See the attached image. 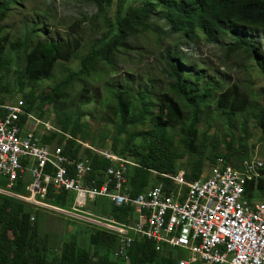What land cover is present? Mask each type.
<instances>
[{
	"label": "trees",
	"instance_id": "1",
	"mask_svg": "<svg viewBox=\"0 0 264 264\" xmlns=\"http://www.w3.org/2000/svg\"><path fill=\"white\" fill-rule=\"evenodd\" d=\"M81 1L95 5L97 12L92 16L93 20L104 22L107 31L99 38L45 40L38 36L41 32L38 27L44 21L37 20L24 38L11 42L6 36L0 39V102L10 101L16 92L12 83L16 82L28 111L46 120H49V107L55 112L52 123L60 131L45 133L43 141L63 145L66 155L88 159L93 168L101 172L111 162L84 143L105 148L107 135L101 140L90 135L88 122L81 113V105L88 101L85 98L87 91H81L71 106L64 105L69 99V90L91 78L102 65H113L120 50H126L131 39L144 33L154 34L160 42L180 36L179 41L164 46L160 54L164 62L162 71L171 81L158 101L153 85L140 87V93L134 92L129 78L126 82L114 84L109 81L105 85L108 107L117 118L110 149L138 164L127 172L130 193L137 195L160 180L171 185L161 173H178V162L185 155L188 160L182 162V166L187 168L184 170L188 180L201 177L207 169V160L214 163L222 157L225 164L241 167L243 159L253 158L256 145L247 137L246 120L241 125L245 135H241L236 144L232 127L236 126L237 114L258 111L255 115L264 143V91L263 103L259 106L237 83L224 87L215 76L207 77L205 71L196 73L191 79L190 56L181 46L183 40L221 43L226 47L228 57L237 53L249 55L264 75V50L248 33L253 29H264V0ZM18 3L19 0H0V23ZM112 4L116 6L115 20L109 14ZM159 12L169 27L155 19ZM85 20L88 16L74 25ZM50 26L53 28L52 24ZM226 37L231 41L222 43ZM73 59L79 62L77 67L67 64ZM13 63L16 71L12 75ZM58 65L63 66V76L48 90L41 88V82L51 78ZM83 88L88 89L87 83ZM59 101L61 107L57 106ZM211 104L229 125L230 137L228 139L225 134L222 140L212 141V148L208 149L204 135L199 132L202 123L209 126ZM176 125H180L177 130ZM124 132L129 136L123 137ZM139 135L141 139L136 142ZM221 144L225 145L226 151L220 149ZM179 146L183 147V152L179 151ZM260 176L244 182L245 195L250 199H264V170ZM16 189L17 192L26 191L22 183ZM73 198V193L63 192L54 202L70 207ZM89 209L119 221H127L131 211L128 206L114 205L106 197L90 202ZM32 214L33 208L28 203L0 194V264H177L179 255L175 248L164 246L158 250L153 240L145 238L136 239L130 249V258L122 261L114 255L117 236L101 229H91L90 248H82L77 239L70 238L61 249L54 250L48 237L40 233L37 218L31 221Z\"/></svg>",
	"mask_w": 264,
	"mask_h": 264
},
{
	"label": "built area",
	"instance_id": "2",
	"mask_svg": "<svg viewBox=\"0 0 264 264\" xmlns=\"http://www.w3.org/2000/svg\"><path fill=\"white\" fill-rule=\"evenodd\" d=\"M50 126L22 100L0 102V194L31 205L32 222L41 209L84 220L92 229L117 236L114 255L125 262L133 242L145 238L158 250L164 246L187 250L188 258H177V264H264V199H250L240 189V182L254 180L247 177V159L234 167L218 157L195 180H188L184 169L161 173L171 185L160 180L132 195L127 172L138 166L136 162L110 148L88 145L111 162L101 172L95 170L88 159L66 155L63 145L44 142ZM263 149L264 145L255 159L262 176ZM224 171H232L231 182H224ZM19 183L25 192L16 191ZM63 192L74 194L70 207L54 202ZM100 197L128 206L127 221L85 210Z\"/></svg>",
	"mask_w": 264,
	"mask_h": 264
},
{
	"label": "rangeland",
	"instance_id": "3",
	"mask_svg": "<svg viewBox=\"0 0 264 264\" xmlns=\"http://www.w3.org/2000/svg\"><path fill=\"white\" fill-rule=\"evenodd\" d=\"M96 12L97 8L95 5L81 0H19V3L11 7L6 18L0 23V30L2 31L0 33V39L6 36L8 41L11 42L19 38H24L37 20L44 21L38 27V31H41L38 36L45 40L55 38L67 40L73 37L83 38L85 40H90L94 37L99 38L107 29L103 20H93L92 16ZM109 14L112 15L114 20L116 19V6L114 4H112V7H109ZM84 16H88V20L82 21L80 25H74L77 20L83 19ZM155 17L160 24L169 27L160 12ZM51 24L53 28H51ZM73 26L74 28H72ZM248 33L260 43L264 50V29H253L249 30ZM179 40L180 36H173L172 40L160 42L154 34L149 33H144L131 39L128 42V48L126 50H120L113 65H102L99 71L92 75L91 78L77 83L75 88L69 90V99L64 105L71 106L81 91H87L85 98L88 101L81 105V113L88 122L90 135L95 137L96 140H101L102 136L107 135L105 138V148H110L115 133L114 127L117 123V118L110 112L111 110L108 107V92L105 90V85L109 81H112L114 84L120 81L126 82L127 78H129L132 81L135 93H140V87H152L153 85L152 89L156 92L155 99L158 101L159 96L168 90L171 81L162 71L164 62L160 58V54L163 53L164 46ZM230 41V37H226L222 40V43H228ZM181 49L190 56L189 67L192 69V73H190L191 79L194 78L196 73L205 71L207 77L215 76L216 80L224 87L237 83L243 91L250 95L251 101L255 100L259 106L263 103L264 75L261 73L255 60L250 58L249 55L237 53L228 57L227 49L221 43H208L203 39L191 43L183 40ZM78 63L77 60L73 59L67 64L77 67ZM15 71L16 64L13 63L11 66V74L13 75ZM63 72V66L58 65L54 75L41 82V88L48 90L50 86L55 84L63 76ZM84 83H87V90L83 88ZM12 84L15 86L16 92L10 98V101H20L21 92L18 90V84L16 82ZM57 106L61 107L62 102L59 101ZM209 109L212 111L209 115V126L202 123L199 133L204 135L203 141L208 144V149H211L213 142L217 139L222 140L225 134L227 136L230 134V129L225 120L214 111V104H211ZM47 112V115L49 114V120H44L51 126L49 130L45 129V132L47 131L46 133L53 130V126H55L52 123V120L55 119L54 110L49 107ZM257 112L237 114L235 116L236 126L232 127V131L237 137L234 140L236 144L241 135H245L241 129V125L246 120L247 137L251 143L256 145L253 158L260 155L261 148L264 145L260 139L261 130L255 115ZM34 115L38 116L36 113ZM32 125L33 122H30L28 124L29 128ZM179 128L180 125L175 126L176 130ZM122 136L129 135L124 132ZM140 139L141 136L139 135L135 140L139 142ZM84 145L102 148L90 142H85ZM220 147L223 152L226 151L224 144H221ZM179 151H184L182 146H179ZM187 160L188 157L186 155L179 160L178 168L180 167V170L187 169L185 166H182V162ZM211 163L210 160H207V169L205 171L210 169ZM85 210H89V204L85 207ZM82 215L85 216V214ZM37 223L40 233L48 237L49 245L54 250L61 249L65 241L70 238L77 239L78 244L82 248H90V235L93 230V225L84 220H77L69 216L41 209L37 212ZM175 249L179 255L178 258H188L189 252L187 250Z\"/></svg>",
	"mask_w": 264,
	"mask_h": 264
},
{
	"label": "bare ground",
	"instance_id": "4",
	"mask_svg": "<svg viewBox=\"0 0 264 264\" xmlns=\"http://www.w3.org/2000/svg\"><path fill=\"white\" fill-rule=\"evenodd\" d=\"M256 158L258 157L256 156L251 160L248 159V161H246L247 177L251 179H254V177H261V171H259V164L255 163ZM231 179L232 171H224V182H231ZM240 189H245L244 182H240Z\"/></svg>",
	"mask_w": 264,
	"mask_h": 264
}]
</instances>
